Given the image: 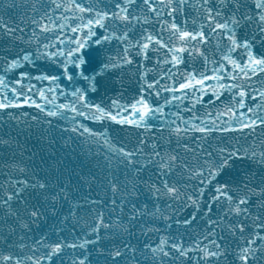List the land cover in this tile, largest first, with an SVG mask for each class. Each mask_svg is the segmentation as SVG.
<instances>
[{"label":"snow or ice","instance_id":"snow-or-ice-1","mask_svg":"<svg viewBox=\"0 0 264 264\" xmlns=\"http://www.w3.org/2000/svg\"><path fill=\"white\" fill-rule=\"evenodd\" d=\"M100 3L25 0L19 20L0 15V113L33 108L36 124L104 145L100 173L75 184L60 160L4 165L0 264H264V0ZM126 70L136 94L108 98Z\"/></svg>","mask_w":264,"mask_h":264},{"label":"water","instance_id":"water-1","mask_svg":"<svg viewBox=\"0 0 264 264\" xmlns=\"http://www.w3.org/2000/svg\"><path fill=\"white\" fill-rule=\"evenodd\" d=\"M31 3V0H28ZM15 3L19 5L17 8L5 10L0 6V15H3L4 19L7 21L10 18L19 20V18L26 13L24 7L25 0H15ZM107 0H101L100 7H104ZM28 15H31L30 10L27 11ZM183 19V18H181ZM166 38V37H165ZM114 80L119 79V74L113 77ZM123 85L116 83L114 91H109L107 93L108 98H117L118 96H123L121 102L130 100L133 95L136 94V88L138 87L137 80L130 74L125 72L123 77ZM93 99H96L93 97ZM207 100V97H205ZM97 102H99L97 100ZM105 103H110L109 99H105ZM163 104V100H160ZM190 103V101H185V104ZM200 112L205 111V108L197 106ZM214 110V109H209ZM13 111L14 115L19 117V120L9 118L6 112L0 113V138L11 139V146L0 145V181L6 179L5 173L9 171L8 168L4 167L5 164H12L15 161H25L30 165H38L40 167H45L44 161L48 164H54L55 161L60 160L63 162L62 166H66L70 170V175L66 174L68 178L71 179L73 184L77 183L78 176L88 175L89 170L92 173H100V168L97 167V161L99 160L103 164L104 156V145L103 141L98 143L95 140H87L78 134H70L64 132L63 129L67 127L64 121L53 119L51 126L48 124H36L31 120V116L39 115L37 111L33 108L24 107L20 110H9ZM22 111L29 112L30 115L25 120L24 117L20 115ZM165 111H176V108L172 106L171 108H166ZM89 128L96 132H104L107 129L108 134L115 140H127L131 137V133L127 130V126L115 125L111 122H104L103 125L95 123L90 120L82 121ZM214 137H222L224 142H228L229 139H233L230 134L214 133ZM235 139L244 140V137L236 134ZM16 142L23 145V150L16 147ZM219 143V141H209V143ZM173 147L175 143L173 142ZM21 151H23V156H21ZM32 153L36 155L31 161H27V157L32 156ZM224 175H227L225 173ZM224 175L221 179H224ZM83 193L87 194L89 189L84 186L82 189ZM99 193V195H97ZM80 193H76L79 195ZM104 190L99 187L96 183L93 184L91 199H103ZM108 198L111 199V193H108ZM175 227V226H174ZM77 234L80 232V228L76 229ZM101 236L104 237V232L101 231ZM143 240V237H140ZM135 243V241H133ZM98 247H110V242L108 239L104 238L101 240ZM101 264L103 257H100Z\"/></svg>","mask_w":264,"mask_h":264}]
</instances>
